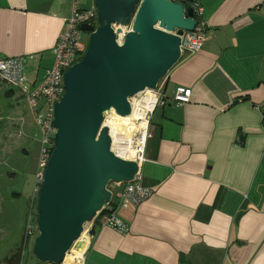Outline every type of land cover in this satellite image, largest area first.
I'll return each mask as SVG.
<instances>
[{
  "label": "crops",
  "instance_id": "0c3cea01",
  "mask_svg": "<svg viewBox=\"0 0 264 264\" xmlns=\"http://www.w3.org/2000/svg\"><path fill=\"white\" fill-rule=\"evenodd\" d=\"M75 2L0 0V58L22 57L29 86L53 65ZM195 3L204 46L162 80L165 103L147 115L139 172L152 195L114 199L128 232L96 225L79 264H264V0ZM178 86L192 90L181 107Z\"/></svg>",
  "mask_w": 264,
  "mask_h": 264
},
{
  "label": "water",
  "instance_id": "95a60500",
  "mask_svg": "<svg viewBox=\"0 0 264 264\" xmlns=\"http://www.w3.org/2000/svg\"><path fill=\"white\" fill-rule=\"evenodd\" d=\"M195 1L95 0L97 25L81 26L90 32L87 49L65 72V91L55 106V147L38 194V235L32 247L39 262L62 264L86 224H91L89 236L96 233L97 215L112 202L110 183L131 182L138 173L135 159L112 148L105 117L112 109L130 115L131 99L155 90L180 62L181 36L197 25ZM13 94V88L6 93ZM40 148L38 140L25 180L26 198L35 186ZM25 237L16 254L19 263Z\"/></svg>",
  "mask_w": 264,
  "mask_h": 264
},
{
  "label": "built area",
  "instance_id": "2783aa9c",
  "mask_svg": "<svg viewBox=\"0 0 264 264\" xmlns=\"http://www.w3.org/2000/svg\"><path fill=\"white\" fill-rule=\"evenodd\" d=\"M194 18L197 20L195 29L193 31H184L181 36L183 56L196 54L204 46L208 22L204 17V8L198 3H194ZM83 24L94 27L97 25V8L96 6L81 8L78 6V1L76 0L72 15L65 19L57 43L53 48V65L46 69L40 82L30 87L28 85V78L23 71L24 59L22 57L10 56L0 58V83L17 88L25 95L34 120L42 133L41 138H39L41 148L38 158V168L35 173V200H32L31 204H34L36 198H38L39 190L44 180L45 170L55 147V133L57 131L54 126L55 106L65 91V72L73 64L81 60L87 49L88 42L86 43L83 37L87 31L81 29ZM88 33L90 35V32ZM152 92L153 103L147 115L158 105L165 103L162 81ZM191 94L192 90L190 88L178 86L172 97L173 103L181 107L190 101ZM41 99H45V104L40 107ZM145 145L146 134L142 137L140 143L138 145L136 144V156L134 159L139 163V166L146 159ZM115 184L117 186L112 190V201L114 199L127 200L134 206H138L152 195V190L142 183L139 171L131 182ZM94 223L102 227H111L121 233H127L129 230L128 224L116 216L115 206L112 202L97 215ZM26 234L29 238L38 235V226L33 223L31 213L28 215ZM85 251L86 248L83 256ZM83 256L80 258L78 264L82 261Z\"/></svg>",
  "mask_w": 264,
  "mask_h": 264
},
{
  "label": "rangeland",
  "instance_id": "374dc122",
  "mask_svg": "<svg viewBox=\"0 0 264 264\" xmlns=\"http://www.w3.org/2000/svg\"><path fill=\"white\" fill-rule=\"evenodd\" d=\"M86 43L89 33L83 35ZM30 87V86H29ZM13 87L0 83V263L17 248L21 236L27 225L28 215L32 214V221L37 224V199L34 204L25 198L15 196L16 184L10 172L20 170L19 160L23 156V147H31L33 140L41 138L42 133L36 124L25 95L17 88H13L14 94L7 97L6 93ZM137 99L141 96L136 95ZM41 106L45 99H41ZM42 109V108H41ZM43 110V109H42ZM110 117V116H109ZM111 118V117H110ZM106 120V117H105ZM105 124V121H104ZM117 185L110 183L113 190ZM91 224H86L85 230H89ZM88 233V231H87ZM88 235V234H87ZM36 237L27 240L24 249V263L44 264L39 262L32 254V247ZM80 246V244H78Z\"/></svg>",
  "mask_w": 264,
  "mask_h": 264
},
{
  "label": "bare ground",
  "instance_id": "6f19581e",
  "mask_svg": "<svg viewBox=\"0 0 264 264\" xmlns=\"http://www.w3.org/2000/svg\"><path fill=\"white\" fill-rule=\"evenodd\" d=\"M125 29V27L122 28L123 31ZM139 96H141V99H137V97L131 99L133 110L130 115L121 116L112 109L107 112L104 124L112 136V148L114 151L130 159L135 158L136 144L138 145L142 137L146 134L148 126L147 112L151 109L153 103L152 90L147 89L140 93ZM87 231H84L76 243L77 245L66 255L64 264H78L87 246L86 242H88L89 237Z\"/></svg>",
  "mask_w": 264,
  "mask_h": 264
},
{
  "label": "flooded vegetation",
  "instance_id": "af4514ba",
  "mask_svg": "<svg viewBox=\"0 0 264 264\" xmlns=\"http://www.w3.org/2000/svg\"><path fill=\"white\" fill-rule=\"evenodd\" d=\"M38 140H39V138L33 140V142H32L33 144L31 147H28V146L23 147V156H22V159H20L19 163H18L20 170L17 171L16 173L10 172V174L14 178L15 184H16V189H15V193H14L15 196H17L18 198H25L29 203V208L31 207L32 200H35L34 189H33V192L31 194L30 198H26L25 194H27V191L24 190V185H25L26 177L28 175L27 172L29 171V169H31V167H30V165L32 163L31 155H32L33 149L35 148V145H36ZM37 168H38V164H37ZM23 234L26 235V237H25V247H26L27 240L29 239V237L26 234V227H25V231ZM21 238H22V236H21ZM20 242H21V240H20ZM19 246H20V243L18 244L17 248L7 257V259L2 264H24V253H23V257H22V260L20 263L16 257Z\"/></svg>",
  "mask_w": 264,
  "mask_h": 264
},
{
  "label": "trees",
  "instance_id": "16d2710c",
  "mask_svg": "<svg viewBox=\"0 0 264 264\" xmlns=\"http://www.w3.org/2000/svg\"><path fill=\"white\" fill-rule=\"evenodd\" d=\"M112 203H114V201H112ZM95 225H97L96 223H95ZM42 263V262H41ZM26 264V263H25ZM45 264V263H44Z\"/></svg>",
  "mask_w": 264,
  "mask_h": 264
}]
</instances>
